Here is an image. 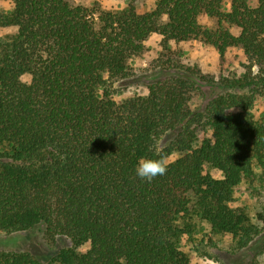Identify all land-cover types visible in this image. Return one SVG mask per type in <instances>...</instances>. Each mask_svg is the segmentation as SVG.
<instances>
[{
  "label": "trees",
  "instance_id": "trees-1",
  "mask_svg": "<svg viewBox=\"0 0 264 264\" xmlns=\"http://www.w3.org/2000/svg\"><path fill=\"white\" fill-rule=\"evenodd\" d=\"M12 1L0 13V26L15 28L0 37V230L9 243L42 229L71 245L42 258L0 240V264H193L181 247L193 215L250 247L261 231L231 202L264 169V113L252 112L264 91V0H158L145 13L133 0L116 11ZM154 33L166 48L195 39L222 58L241 49L248 70L206 82L162 57L144 74L146 94L118 98L115 83L131 78L129 59ZM193 92L203 105L191 107ZM160 150L166 174L141 180L139 159Z\"/></svg>",
  "mask_w": 264,
  "mask_h": 264
},
{
  "label": "rangeland",
  "instance_id": "rangeland-1",
  "mask_svg": "<svg viewBox=\"0 0 264 264\" xmlns=\"http://www.w3.org/2000/svg\"><path fill=\"white\" fill-rule=\"evenodd\" d=\"M74 1L88 6L96 5L102 10L116 11L125 8L130 0ZM157 1L133 0V4L139 13H145L155 9ZM12 8V0H0V13ZM200 22L208 26L214 24V21L206 16L200 17ZM230 29L236 35L240 33V29L236 26H231ZM14 32L15 28L13 27L0 26V37H5ZM167 56L175 58L185 69H193L196 75L205 78L206 82L210 80L220 82L225 77L241 76L247 72L249 64L243 51L238 48L228 50L225 57L222 58L215 47L195 39L182 42L170 41L169 47L166 48L162 35L154 33L146 41L145 51L129 59L128 65L131 73H133L131 78L127 81L115 83L117 97L146 94L148 89L144 79L148 75L144 74H150L154 68H157L158 60L162 57L168 58ZM252 72H258L257 65L252 66ZM22 79L30 81V75H24ZM214 86L218 85H213L211 88L204 86V88L208 91L207 93H210ZM226 91L248 92L247 89L227 90L224 88L219 90V92L223 93ZM203 102L204 99L200 92L192 93V108L203 105ZM252 112L257 119L261 118L264 113V91L256 93ZM199 134L202 137L205 135L210 136L211 132L205 131V129L200 127ZM179 155L176 152L172 155V159H176ZM205 171L215 178L223 177L220 170L209 165L205 166ZM231 205L248 214L252 222L260 229V235L250 247L239 249L235 246V241L231 234L215 232L206 220L193 215L188 221L191 224L190 233H184L181 239L182 250L190 257L193 264H264V169L262 167L257 166L255 168V175L252 180H243L236 187ZM14 236H16L12 240L14 243H9V236L0 230V240L4 241L3 244L6 242L5 246H16L20 249L30 250L42 258L52 256L59 249L71 245V241L68 238H59L57 241H52L42 229Z\"/></svg>",
  "mask_w": 264,
  "mask_h": 264
},
{
  "label": "clouds",
  "instance_id": "clouds-1",
  "mask_svg": "<svg viewBox=\"0 0 264 264\" xmlns=\"http://www.w3.org/2000/svg\"><path fill=\"white\" fill-rule=\"evenodd\" d=\"M168 166L167 155L160 150L154 151L153 157H141L135 171L141 180L151 182L155 177L166 174Z\"/></svg>",
  "mask_w": 264,
  "mask_h": 264
}]
</instances>
